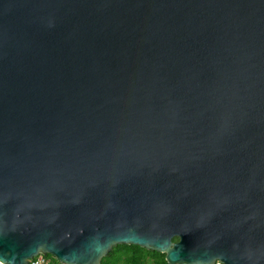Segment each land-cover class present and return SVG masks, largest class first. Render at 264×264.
<instances>
[{
	"label": "water",
	"instance_id": "water-1",
	"mask_svg": "<svg viewBox=\"0 0 264 264\" xmlns=\"http://www.w3.org/2000/svg\"><path fill=\"white\" fill-rule=\"evenodd\" d=\"M264 264V0H0V264Z\"/></svg>",
	"mask_w": 264,
	"mask_h": 264
},
{
	"label": "trees",
	"instance_id": "trees-1",
	"mask_svg": "<svg viewBox=\"0 0 264 264\" xmlns=\"http://www.w3.org/2000/svg\"><path fill=\"white\" fill-rule=\"evenodd\" d=\"M98 264H169L163 252L132 243H117L100 258Z\"/></svg>",
	"mask_w": 264,
	"mask_h": 264
},
{
	"label": "built area",
	"instance_id": "built-area-1",
	"mask_svg": "<svg viewBox=\"0 0 264 264\" xmlns=\"http://www.w3.org/2000/svg\"><path fill=\"white\" fill-rule=\"evenodd\" d=\"M27 264H63L57 261L51 254L36 253L28 258ZM213 264H223L219 259H214Z\"/></svg>",
	"mask_w": 264,
	"mask_h": 264
}]
</instances>
